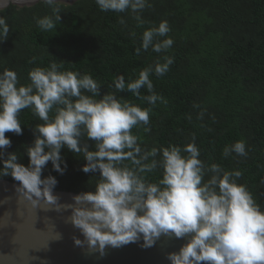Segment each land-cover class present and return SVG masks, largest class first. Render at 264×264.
<instances>
[{
    "label": "clouds",
    "instance_id": "clouds-1",
    "mask_svg": "<svg viewBox=\"0 0 264 264\" xmlns=\"http://www.w3.org/2000/svg\"><path fill=\"white\" fill-rule=\"evenodd\" d=\"M95 2L101 11H130L137 27L144 24L140 13L149 6L148 0ZM43 3L51 7L52 15L38 18L37 24L53 31L60 21V0ZM9 31L0 16V41ZM169 31L166 20L144 30L136 53L149 48L166 52L173 44ZM172 63V57L164 56L163 62L144 68L128 82L119 75L114 91L102 96L101 84L90 74L61 71L63 65L55 61L33 68L28 73L30 83L24 85L15 71L4 69L0 72V152L11 145L6 132L22 134L21 110L31 109L43 123L35 126L33 143L26 148L28 165L18 162L16 152H9L6 158L0 157V176L17 181V192L33 207L43 202L56 205L57 210L70 209L69 222L89 246L101 251L141 239V246L149 248L162 234L177 239L191 234L177 252L167 255L170 264H264V210L247 187L237 183L240 171H226L217 164L206 167L194 142L183 148L169 145L147 150L132 133L133 128L149 124L151 109L134 105L117 93L127 91L140 97V89L146 88L151 95L142 99L155 105L162 98L154 92L150 74L154 71L162 76ZM85 137L95 143L94 150L83 142ZM62 148L82 154L84 173L99 172L93 191L82 192L73 197V204L63 206L53 195L56 178L42 176L48 162L63 174L67 165ZM232 153L246 156L245 142L237 141L223 150L224 157ZM157 169L161 178L150 182L146 175ZM208 173L210 178L205 181ZM74 243L82 241L74 238Z\"/></svg>",
    "mask_w": 264,
    "mask_h": 264
},
{
    "label": "trees",
    "instance_id": "trees-1",
    "mask_svg": "<svg viewBox=\"0 0 264 264\" xmlns=\"http://www.w3.org/2000/svg\"><path fill=\"white\" fill-rule=\"evenodd\" d=\"M148 4L140 13L144 24L137 27L130 11H101L95 0L59 3L60 21L53 31L37 24L38 18L52 15L51 7L43 2L0 10L10 29L0 41V72L15 71L24 85L30 83L28 73L33 68L55 61L63 65L61 71L90 74L101 84L102 96L114 91L117 76L124 75L126 82L134 80L144 68L163 62L164 56L172 57L164 75L150 74L154 92L162 98L155 105L142 99L151 95L146 88L140 89V97L127 91L117 93L151 109L149 124L132 129L138 144L150 150L169 145L183 148L194 142L206 167L217 164L226 171H240L237 183L245 185L264 210V0H148ZM165 20L172 46L162 53L149 48L137 54L143 31ZM18 119L22 134L5 133L11 145L0 157L16 152L18 162L27 166L26 148L33 143L35 126L43 121L31 109L21 110ZM241 140L247 155L224 157V148ZM83 142L95 149L92 140L85 137ZM61 156L67 165L63 174L48 162L42 176L55 177L57 190L93 191L99 172L81 170L86 163L82 154L62 148ZM210 175L206 174L205 181ZM146 178L158 181L161 170ZM0 179L17 182L11 176Z\"/></svg>",
    "mask_w": 264,
    "mask_h": 264
},
{
    "label": "water",
    "instance_id": "water-1",
    "mask_svg": "<svg viewBox=\"0 0 264 264\" xmlns=\"http://www.w3.org/2000/svg\"><path fill=\"white\" fill-rule=\"evenodd\" d=\"M78 0H60L72 5ZM43 0H0V10L11 5L31 7ZM19 184L0 179V264H170L167 255L177 252L191 234L177 239L162 234L152 247L142 239L121 247L89 246L68 220L70 209L41 202L33 207L18 192ZM80 193L53 189L58 205L74 203ZM75 239L82 243L77 245ZM204 264V262H202Z\"/></svg>",
    "mask_w": 264,
    "mask_h": 264
}]
</instances>
